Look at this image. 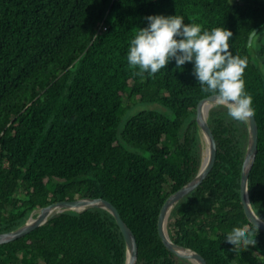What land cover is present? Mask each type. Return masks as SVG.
I'll return each mask as SVG.
<instances>
[{"label":"trees","instance_id":"16d2710c","mask_svg":"<svg viewBox=\"0 0 264 264\" xmlns=\"http://www.w3.org/2000/svg\"><path fill=\"white\" fill-rule=\"evenodd\" d=\"M155 14L227 28L230 50L247 58L244 90L259 128L249 197L264 220V41L258 58L247 46L253 31L264 32V0H0V234L51 204L102 198L133 231L137 264H191L164 245L158 220L166 200L200 170L196 110L211 94L191 62L176 69L173 60L153 76L128 65L131 40ZM125 101L166 111L140 110L124 122ZM208 123L216 163L172 211L170 237L207 264H264L263 231L240 254L224 243L233 228H255L240 194L248 125L233 122L223 106L210 110ZM125 262L124 236L99 208L61 213L0 245V264Z\"/></svg>","mask_w":264,"mask_h":264},{"label":"clouds","instance_id":"9594fccd","mask_svg":"<svg viewBox=\"0 0 264 264\" xmlns=\"http://www.w3.org/2000/svg\"><path fill=\"white\" fill-rule=\"evenodd\" d=\"M147 26L140 28L131 40L126 59L137 69V75L153 76L175 61L176 69L186 62L193 64V75L201 90L210 93L217 105L223 106L232 121L244 124L251 120V97L244 90L243 73L247 58L234 55L229 40L232 31L224 27L204 29L185 22L181 15L155 14L145 17ZM257 32L253 31L247 46L252 47ZM253 230L233 228L224 243L233 254H240L257 244Z\"/></svg>","mask_w":264,"mask_h":264},{"label":"water","instance_id":"95a60500","mask_svg":"<svg viewBox=\"0 0 264 264\" xmlns=\"http://www.w3.org/2000/svg\"><path fill=\"white\" fill-rule=\"evenodd\" d=\"M216 106L220 105H217L214 102L212 95L199 102L196 110V123L201 135L202 144L205 146V150L208 151V158H203L200 170L196 177L166 200L158 220V231L164 245L174 255L190 262L191 264H207V261L202 255L194 250L176 244L171 239L169 231L167 232L166 224L174 208L187 196L199 188L214 168L217 159V142L211 127L209 126L208 117L210 110ZM205 110L207 111L205 112ZM251 110L253 111L252 107ZM247 125L248 142L241 173V201L248 220L252 224L255 223L258 225V229L264 232V220L254 211L249 197V178L257 158L259 141V128L254 112L251 120L247 122ZM93 208L104 209L115 218L126 243L125 264H137L138 243L133 231L122 219L118 209L110 201L102 198H80L73 201H60L47 207L35 210L33 212L39 211L35 218L28 219L22 226L11 232L1 233L0 245L8 244L25 237L61 213L67 211L83 213Z\"/></svg>","mask_w":264,"mask_h":264},{"label":"rangeland","instance_id":"374dc122","mask_svg":"<svg viewBox=\"0 0 264 264\" xmlns=\"http://www.w3.org/2000/svg\"><path fill=\"white\" fill-rule=\"evenodd\" d=\"M261 41H264V32H258L256 34V37H255V42L252 46V54L253 56L257 57L258 58V55H257V52H258V47L261 43ZM260 63H261V66L263 69H261V71L264 73V66H263V62L259 59ZM126 103V107L129 109L128 110V114L127 116H125L123 118V121L125 122L130 116H132L134 113H136L137 111H140V110H148V109H153V110H157V111H166V110H163V108L161 107V105L159 104H154V105H143V104H138L137 105H133L130 107L129 105V102L128 101H125ZM168 112V111H167ZM131 150L135 151V152H140V153H144L140 150H138L137 148H135L134 146H129ZM169 228V227H168Z\"/></svg>","mask_w":264,"mask_h":264},{"label":"bare ground","instance_id":"6f19581e","mask_svg":"<svg viewBox=\"0 0 264 264\" xmlns=\"http://www.w3.org/2000/svg\"><path fill=\"white\" fill-rule=\"evenodd\" d=\"M207 110H205V112H206ZM209 118V117H208ZM204 150H205V146L203 145V153H204V155H203V158H208V151H206L205 150V152H204ZM203 160V159H202ZM38 212L39 211H36V212H32L29 216H28V219H30V218H35L36 216H37V214H38ZM73 212H75V211H73ZM171 216V215H170ZM170 218V217H169ZM168 223H169V219H168V221H167V224H166V230H167V232L169 231L168 230Z\"/></svg>","mask_w":264,"mask_h":264}]
</instances>
